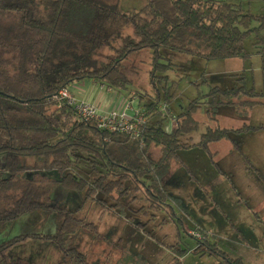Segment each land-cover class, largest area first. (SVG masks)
I'll list each match as a JSON object with an SVG mask.
<instances>
[{
  "label": "trees",
  "instance_id": "1",
  "mask_svg": "<svg viewBox=\"0 0 264 264\" xmlns=\"http://www.w3.org/2000/svg\"><path fill=\"white\" fill-rule=\"evenodd\" d=\"M255 21L260 24L254 26ZM127 29L132 32L126 33ZM260 30H264V16L227 0H147L132 11L123 9L122 0H0V156L4 160L0 166V224L43 211L54 217L56 225L54 232L11 238L0 246V259L6 264H25L10 258V248L25 240H45L64 256L87 264L68 238L79 229H95L78 213L97 195L117 198L116 206L122 208L131 204H123V199L132 194L133 202L141 193L151 212L175 217L176 207L163 184L173 162L205 190L180 151L200 148L216 171L226 175L211 144L229 140L241 151L233 133L264 125L208 126L194 142L192 134L200 127L195 113L204 100L198 96L174 114L177 82L170 80L168 71L178 66L175 53L206 61L246 59L251 53L245 40ZM105 48L114 55L101 61L98 54ZM143 50L150 53L154 94L136 90L143 120L136 121L131 130L103 128L95 118H81L61 99L63 88L71 89L87 79L127 90L132 80L123 70L124 62ZM262 61L260 91L248 86L243 73L232 87L210 86L206 94L210 103L232 105L238 113L264 104V53ZM204 83H209L207 77ZM166 119L169 126L174 123L170 129ZM154 148L159 149L158 158L151 155ZM26 157H33L34 162H26ZM49 173L57 176L49 178ZM45 181L78 192L83 197L79 207L53 202L42 184ZM98 201L108 208L107 201ZM186 234L197 241L202 254L221 257V264L244 263L211 243L203 228L195 226ZM173 252V263L182 264L187 250L175 247Z\"/></svg>",
  "mask_w": 264,
  "mask_h": 264
},
{
  "label": "rangeland",
  "instance_id": "2",
  "mask_svg": "<svg viewBox=\"0 0 264 264\" xmlns=\"http://www.w3.org/2000/svg\"><path fill=\"white\" fill-rule=\"evenodd\" d=\"M146 1L122 0V7L126 11H132L141 8ZM227 1L241 5L254 15L264 16V0ZM259 24V21H255L253 25ZM129 32L132 30L127 29L126 33ZM245 47L251 53L246 59L206 61L188 54H174V62L178 66L168 71L170 80L177 82L173 88L176 91L172 103L173 113L178 114L183 106L198 96L204 100L195 113L200 127L192 134L194 142L199 140L208 126L215 127L219 124L221 127L238 129L245 124L264 125V104H259L245 113H238L234 106L210 103L211 98L206 96L210 86L225 88L238 84V79L243 73L246 75L248 86H254L258 91L262 89L264 30L250 34L245 40ZM112 54L111 49L105 48L100 51L98 57L104 61ZM150 69L151 58L148 50L134 53L124 62L123 70L132 80V84L122 91L124 96L118 95L116 107L113 109L108 110L101 104L76 98L94 105L105 116L118 112L134 117L139 107L133 106L132 114L128 109L132 106V101L137 99H128L126 96L138 95L136 90L154 94L150 84ZM205 77L209 83H204ZM262 100L264 101V98ZM169 121L165 120L167 129L174 124L171 121L169 126ZM233 134L241 151L235 149L229 140H221L210 146L216 162L226 175L216 171L206 153L200 148L179 152L205 190L196 182L190 181L185 169L173 162L163 184L176 207L175 217L166 212H151L141 193L133 202L132 194L129 195L131 199H123V204L127 201L131 204L122 208L116 206L117 198L97 195L96 198L88 199L78 213L80 218L93 223L95 229L77 230L69 236V243L84 254L87 264H174L175 247L187 250L183 255L182 264H221V257L209 253L202 254L197 241L186 234V231L199 226L208 232L211 243H217L219 248L232 257L241 258L243 264H264V128ZM151 155L158 158L159 149L154 148ZM24 160L28 163L34 162L33 157H26ZM3 162V156H0L1 167ZM55 175L49 173L48 177L55 178ZM48 181L42 184L46 185L53 202L69 208L79 207L83 197L78 192L69 191L60 184ZM99 199L107 201L108 208H105ZM34 215L35 220L31 219L34 217L31 215L22 216L14 226L7 223L0 224V227H14V234L22 230H35L39 224H46L47 228H51V220L46 221L37 214ZM179 217L182 221L178 220ZM137 225L140 227L137 228ZM28 241L32 240H25L24 243ZM41 242L46 244L33 246L44 248L48 264H57V261L63 264H83L70 256H64L51 242ZM47 243L53 247H47ZM30 248L36 249L27 246L19 250L22 249V253L25 250L30 251L35 262L43 264L42 260L33 256Z\"/></svg>",
  "mask_w": 264,
  "mask_h": 264
},
{
  "label": "crops",
  "instance_id": "3",
  "mask_svg": "<svg viewBox=\"0 0 264 264\" xmlns=\"http://www.w3.org/2000/svg\"><path fill=\"white\" fill-rule=\"evenodd\" d=\"M71 90L74 93V95L78 97L79 99L92 101V102L101 104L104 108L108 110L116 107L118 95L124 96V94H122L121 91L108 88L100 83H97L93 80H88V79L73 85L71 87ZM126 97L128 99L135 98L133 96L132 97L126 96ZM133 106L139 107L138 99L136 101L135 100L132 101V106L130 107V109H128L130 114L134 113L133 111L134 109L132 108ZM34 214H37V216H39V218H42L43 220H46V221L51 220L52 221V224L50 226L51 228H47L46 224H44L43 226L39 224V227H35V230H30V229L27 231L22 230L21 232H17L16 234H14L13 232L14 227H10L11 229H6V227L4 228L0 227V243L2 241H5L8 238H12L13 236H17L21 234H30V233H36V232H54L56 230L55 219L52 215H49L47 213H27L23 216L31 215V216H34L33 218L31 217V219L35 220ZM15 222L16 221L12 222L11 225L14 226ZM33 244H36V245L38 244V246H42L43 244H46V242L44 243V242H41V240H32V241H28V243L23 242L21 244L15 245L10 251L11 259L22 260L29 264H38V262H35V258L31 257L30 251L25 250L22 253L21 251L22 249L19 250L22 247L27 248V246H32L36 248V249L30 248L33 256H36L38 257L39 260H42L44 262L43 264H48V256H46L44 248L35 247L33 246ZM47 247L52 248L53 245L51 244L49 245V243H47ZM0 264H6V263L3 261V262H0ZM57 264H63V263L60 261L59 262L57 261Z\"/></svg>",
  "mask_w": 264,
  "mask_h": 264
},
{
  "label": "built area",
  "instance_id": "4",
  "mask_svg": "<svg viewBox=\"0 0 264 264\" xmlns=\"http://www.w3.org/2000/svg\"><path fill=\"white\" fill-rule=\"evenodd\" d=\"M59 95L62 100L74 107L75 111L81 118H95L101 127L112 131L131 130L137 124V122H142L143 120L139 110L136 112L134 117H129L118 112H113L108 116H105L101 114L94 105L76 98L72 90L69 88H63Z\"/></svg>",
  "mask_w": 264,
  "mask_h": 264
},
{
  "label": "flooded vegetation",
  "instance_id": "5",
  "mask_svg": "<svg viewBox=\"0 0 264 264\" xmlns=\"http://www.w3.org/2000/svg\"><path fill=\"white\" fill-rule=\"evenodd\" d=\"M45 213V212H44ZM50 215V214H49ZM17 221V220H16ZM14 222V221H13ZM12 222H8V224H11ZM1 224H7V223H1ZM36 233H40V232H36ZM43 233H50V232H43ZM17 236H19V235H17ZM13 237H15V236H13ZM12 237V238H13ZM11 238H8V239H6L5 241H2L1 243H0V246L1 245H3L4 243H6L8 240H10ZM14 247V246H13ZM13 247H11L10 248V250H9V256H10V258H11V255H10V251H11V249L13 248ZM12 260H14V259H12ZM22 261V260H21ZM0 262H3L1 259H0ZM23 263H25V264H29V263H26V262H24L23 261Z\"/></svg>",
  "mask_w": 264,
  "mask_h": 264
}]
</instances>
